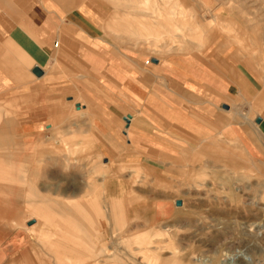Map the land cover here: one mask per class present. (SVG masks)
<instances>
[{
	"label": "crops",
	"instance_id": "1",
	"mask_svg": "<svg viewBox=\"0 0 264 264\" xmlns=\"http://www.w3.org/2000/svg\"><path fill=\"white\" fill-rule=\"evenodd\" d=\"M169 13L164 20L163 0H0V152L78 127L69 122L87 115L107 160L154 168L161 176L196 174L203 159L237 168L261 160L252 151L264 156V150L232 108L257 85L249 63L227 39L202 52L162 57L134 46L148 33H173L169 25L182 30L175 17L181 8ZM252 99L251 110L264 118V90ZM0 163L5 182L4 154ZM15 191L9 199V187L0 186V201H10L11 210L19 199ZM27 202L28 210L37 203ZM169 203L143 207L156 221L171 217L176 209ZM41 224L31 227L44 230ZM72 224L61 226L67 232Z\"/></svg>",
	"mask_w": 264,
	"mask_h": 264
},
{
	"label": "rangeland",
	"instance_id": "2",
	"mask_svg": "<svg viewBox=\"0 0 264 264\" xmlns=\"http://www.w3.org/2000/svg\"><path fill=\"white\" fill-rule=\"evenodd\" d=\"M173 8L183 12L175 16L182 30L169 25L173 33H148L134 46L162 57L202 52L227 39L249 63L257 85L232 108L264 150V118L250 107L264 90V0H163L164 20ZM176 35L179 43L172 41ZM69 125L79 126L0 152L8 173L0 186L11 191L5 197L11 199L12 188L19 197L14 210L5 197L0 201L6 212L0 216V264H26L30 256L43 264H264V156L250 143L261 160L244 152L255 161L242 168L203 159L196 174L161 176L154 168L107 160L87 115ZM28 199L37 202L29 210ZM151 201L170 202L176 210L153 221L143 207ZM63 222L74 223L70 231Z\"/></svg>",
	"mask_w": 264,
	"mask_h": 264
},
{
	"label": "water",
	"instance_id": "3",
	"mask_svg": "<svg viewBox=\"0 0 264 264\" xmlns=\"http://www.w3.org/2000/svg\"><path fill=\"white\" fill-rule=\"evenodd\" d=\"M35 72L38 74L40 71L38 69H35ZM224 107H227V105H224ZM256 122H260V118L259 117L256 118ZM175 204L176 205H180L181 201L178 199V200H176Z\"/></svg>",
	"mask_w": 264,
	"mask_h": 264
},
{
	"label": "bare ground",
	"instance_id": "4",
	"mask_svg": "<svg viewBox=\"0 0 264 264\" xmlns=\"http://www.w3.org/2000/svg\"><path fill=\"white\" fill-rule=\"evenodd\" d=\"M249 259V258H248Z\"/></svg>",
	"mask_w": 264,
	"mask_h": 264
}]
</instances>
